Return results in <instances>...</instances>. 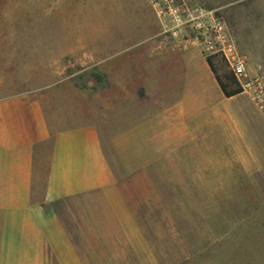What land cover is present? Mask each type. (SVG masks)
I'll use <instances>...</instances> for the list:
<instances>
[{
  "label": "crops",
  "instance_id": "1",
  "mask_svg": "<svg viewBox=\"0 0 264 264\" xmlns=\"http://www.w3.org/2000/svg\"><path fill=\"white\" fill-rule=\"evenodd\" d=\"M142 1L139 25L108 40L110 58L129 57L105 106L85 91L57 105L51 94L0 97V264H177L164 228L179 227V196L222 194L196 183L211 172H264V105L227 96L201 49L173 48Z\"/></svg>",
  "mask_w": 264,
  "mask_h": 264
},
{
  "label": "rangeland",
  "instance_id": "2",
  "mask_svg": "<svg viewBox=\"0 0 264 264\" xmlns=\"http://www.w3.org/2000/svg\"><path fill=\"white\" fill-rule=\"evenodd\" d=\"M189 1L228 21L250 68L264 81V0ZM147 13L142 0H0V97L51 94L48 100L57 105L85 91L101 93L105 106L112 77L122 74L120 60L129 57L110 58L108 40L131 21L138 26ZM217 60L220 72L232 76L224 59ZM73 112L66 106L62 114ZM50 148L47 142L40 149L38 188L45 186ZM210 175L215 177L196 183L222 194L180 195V209L173 211L179 227L165 226V248L179 243L177 264H264V172L228 168Z\"/></svg>",
  "mask_w": 264,
  "mask_h": 264
},
{
  "label": "built area",
  "instance_id": "3",
  "mask_svg": "<svg viewBox=\"0 0 264 264\" xmlns=\"http://www.w3.org/2000/svg\"><path fill=\"white\" fill-rule=\"evenodd\" d=\"M161 25V35L173 48L192 43L207 58L221 57L239 82L257 102L264 105V81L251 76L249 60L239 47L228 21L215 10L189 0H148Z\"/></svg>",
  "mask_w": 264,
  "mask_h": 264
},
{
  "label": "trees",
  "instance_id": "4",
  "mask_svg": "<svg viewBox=\"0 0 264 264\" xmlns=\"http://www.w3.org/2000/svg\"><path fill=\"white\" fill-rule=\"evenodd\" d=\"M208 61L216 75V78L227 96H232L243 91L238 80L234 75L229 76L220 72V67L213 58H208Z\"/></svg>",
  "mask_w": 264,
  "mask_h": 264
}]
</instances>
